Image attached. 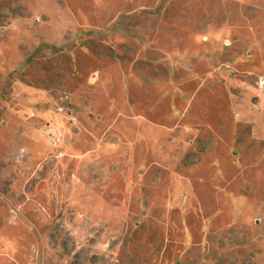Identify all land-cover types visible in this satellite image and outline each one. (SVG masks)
<instances>
[{"label":"rangeland","instance_id":"obj_1","mask_svg":"<svg viewBox=\"0 0 264 264\" xmlns=\"http://www.w3.org/2000/svg\"><path fill=\"white\" fill-rule=\"evenodd\" d=\"M0 264H264V0H0Z\"/></svg>","mask_w":264,"mask_h":264}]
</instances>
